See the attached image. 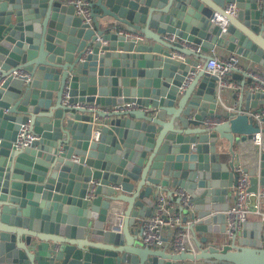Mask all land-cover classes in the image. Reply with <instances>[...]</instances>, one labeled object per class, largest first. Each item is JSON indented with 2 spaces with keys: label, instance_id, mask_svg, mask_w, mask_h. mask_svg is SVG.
I'll list each match as a JSON object with an SVG mask.
<instances>
[{
  "label": "water",
  "instance_id": "1",
  "mask_svg": "<svg viewBox=\"0 0 264 264\" xmlns=\"http://www.w3.org/2000/svg\"><path fill=\"white\" fill-rule=\"evenodd\" d=\"M230 2L237 10L222 30L211 18ZM88 7L86 21L67 0H0V264H264V220L228 237L222 212L235 149L259 131L246 112L264 104V92L234 72L239 96L225 108L206 70L211 56L198 52L223 46L264 73V7ZM104 17L112 21L102 28ZM123 103L131 105L116 107ZM206 117L223 120L208 126ZM22 127L34 138L16 147ZM257 165L248 168L253 192L264 191V145ZM159 192L180 214L184 250L150 248L133 228ZM114 198L125 203L119 232L104 224Z\"/></svg>",
  "mask_w": 264,
  "mask_h": 264
},
{
  "label": "built area",
  "instance_id": "2",
  "mask_svg": "<svg viewBox=\"0 0 264 264\" xmlns=\"http://www.w3.org/2000/svg\"><path fill=\"white\" fill-rule=\"evenodd\" d=\"M73 4L76 13L81 14L84 20L89 21V7L88 0H67ZM258 8L264 7V0H255ZM237 7L234 2L227 3L223 8V12H215L212 21L216 22L222 30H225L227 25L226 15H233L236 13ZM210 58L206 61V70L214 74L217 78L218 88L223 86L234 88L236 99L239 96L240 81L232 78L234 72H245L248 74L249 82L248 89L251 92H264V73L255 69L253 66L243 65L239 61L240 55L232 52L226 57H220L212 48ZM21 73L20 70L13 71V74ZM237 100L228 109H234ZM131 103L119 104L116 107L123 109L129 107ZM242 111V110H241ZM253 123L259 128L251 135L252 141L259 148L263 146V139L261 136V128L264 126V104L256 109L246 112ZM223 118H208L204 119V123L208 126L222 121ZM26 127H22L14 140L16 147H24L28 145L29 141L34 138L30 133H24ZM98 132L95 133L97 137ZM234 173L236 174V182L231 186V192L226 194V208L222 211L224 214V232L228 237L238 229H241L244 222L249 216H257L258 219L264 220V210L261 204L264 202V191L253 192L249 190V172L248 167L242 163L234 164ZM120 190V188H117ZM182 195L183 193L180 192ZM185 200V197L183 198ZM155 208L146 216L140 218V239L150 248H165L174 249L176 251L184 250L188 247L183 243L184 231L179 228L180 214L175 209L173 201H171L164 192H159L155 200ZM125 203L120 199H111L105 213L104 224L112 231H121L125 218ZM257 219V220H258ZM163 230H167L166 236Z\"/></svg>",
  "mask_w": 264,
  "mask_h": 264
},
{
  "label": "crops",
  "instance_id": "3",
  "mask_svg": "<svg viewBox=\"0 0 264 264\" xmlns=\"http://www.w3.org/2000/svg\"><path fill=\"white\" fill-rule=\"evenodd\" d=\"M101 25L100 27H104L107 22H111V18L104 17L101 19ZM140 39V38H139ZM216 52V54L220 57H226L228 54L232 53L233 51H230L226 49L223 46H215L213 48ZM199 54H209L211 52V49H208L207 51H203L202 49L198 50ZM239 61L243 65H249V67H252V63L246 60L242 56H238ZM181 58V57H180ZM189 58H195L198 61V65H201V63L204 61L201 56H194V55H189ZM235 79V78H234ZM240 81V80H238ZM249 80H247L246 84L248 83ZM218 87V85H217ZM218 90H221V95L220 97V104L223 105L225 108L232 106L233 103L236 101V97H233L234 88L223 86L222 88H217ZM244 103V101L242 102ZM262 106V105H260ZM252 110V109H250ZM243 111V109H242ZM261 136L263 139V145H264V126L261 129ZM262 150V147L259 148L257 145H255L250 139H247L243 142H240L237 146V149H235V155H234V164L236 163H242L243 165L247 166L248 168L254 167L255 169H258V152ZM257 192H262V188L259 186ZM256 192V193H257ZM165 193V192H164ZM262 209L264 210V202L261 204ZM257 216H249L248 220L254 221L257 220ZM140 224V218L136 219L135 223L133 224L134 229H138ZM164 236L167 234V230H163Z\"/></svg>",
  "mask_w": 264,
  "mask_h": 264
}]
</instances>
